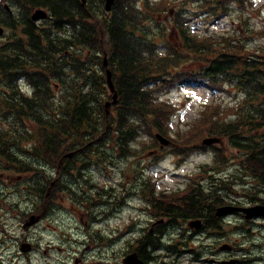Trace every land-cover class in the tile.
<instances>
[{"label": "trees", "instance_id": "obj_1", "mask_svg": "<svg viewBox=\"0 0 264 264\" xmlns=\"http://www.w3.org/2000/svg\"><path fill=\"white\" fill-rule=\"evenodd\" d=\"M139 1L142 6H136ZM198 1L203 11L220 17L226 14L228 3L237 1L242 7L246 0ZM78 3L79 0L28 1L29 6H48L57 22L60 20L59 23L67 17L63 15L64 11L70 7L79 8ZM91 5L94 8L98 3L92 1ZM85 11L78 14L81 30L73 44V55L77 54L75 57L78 60L70 62V66L75 68L78 90L73 92V99H66L67 103L61 97V102H57L59 96L52 89V83L61 69L59 67H68L64 63L58 67L60 55L69 47L67 39L62 38V41L48 36L43 49L41 39L35 37L34 43L29 41L35 45L34 51L21 45L11 60L0 59V75L8 77L10 83H14L19 74L29 72L31 67L40 68L44 76L31 98L15 88L10 97L8 93L0 94L5 106L12 105H9L12 113H0V119L8 124L6 128L0 126V170L10 171L13 168L36 173L43 168L39 167V163L44 162L53 168L59 158L69 151L87 145L93 147L92 142L102 129L90 128L89 124L97 121L98 115L103 117L104 123L119 124L117 136L111 138L116 140L119 153L128 157L133 153L129 146L137 138L139 129L150 135L155 131L169 133L173 105L159 101L157 86L160 91L165 85L203 79L215 89L233 88L242 94L244 100L235 104L240 110V117L225 120L227 113L211 108L208 114L203 113L200 124L190 129V136L186 137L195 141L216 136L243 149L249 156L246 157L249 173L260 180V189L262 185L264 188V48L250 47L247 41H240L237 36L219 38L195 34L181 16L164 25L157 19L160 16L159 6H153L147 0H117L110 15L94 13L89 18ZM101 34L108 38L103 41ZM252 34L257 35V32ZM60 46L64 50L54 53ZM160 49L165 53L161 55ZM105 54L109 57V67L119 93V102L110 111L108 119L104 111L105 101L109 99L103 64ZM89 82L91 89L88 90L86 86ZM151 85L156 88L149 89ZM80 89H86V92L80 93ZM86 97H92L95 111L91 112L85 104ZM68 103L70 106L67 108ZM151 147L154 146L147 145L144 150ZM144 152L142 149L140 155ZM45 179L46 183L35 186L51 187L53 179L49 175ZM260 189L256 191L259 196L263 191ZM143 244L146 247L155 242L149 236Z\"/></svg>", "mask_w": 264, "mask_h": 264}, {"label": "rangeland", "instance_id": "obj_2", "mask_svg": "<svg viewBox=\"0 0 264 264\" xmlns=\"http://www.w3.org/2000/svg\"><path fill=\"white\" fill-rule=\"evenodd\" d=\"M165 2H167V0L163 3ZM177 4L180 5V9L177 5H170L168 11H166L161 17L163 21L167 22V18L173 17L177 14V9L181 10V8H183L185 10L183 12L191 16L190 25L194 32L210 34L217 37L220 36L223 38L229 37V34L232 32L243 30L242 26L246 23L250 30L261 29L257 31L260 35H247L251 39L250 45L252 47L264 48V34H262V32H264V0H246V2L242 3V9L243 7H246L244 10L236 9L238 5L230 2L226 5L231 8L229 9L227 7L226 13H229L228 16L219 19L206 17L207 14H196L200 9L196 4L191 3L190 5H186L179 1ZM201 10L203 12V9ZM204 12L206 13V11ZM241 16L245 17L243 25L240 23ZM160 91H162L160 93V98L172 103L173 111H177L173 117L171 128L172 130L177 129L178 131L181 130L180 128H187V126L195 127L199 125L201 113L211 105L212 107L210 108H213V110L218 109V111L223 113L232 114L238 112L239 110L234 104L243 98L242 95L236 94L232 89L214 91L209 84L203 80L197 79H189L184 85L178 82L173 85H165ZM210 111L212 110L210 109ZM196 130L197 129H195L194 132H196ZM178 134L181 139L180 136L186 137L188 133L184 131L179 132ZM172 138L173 131L169 134V139L172 140ZM145 146V144L141 145V147ZM218 147L222 148L224 154L230 156L231 159L237 156L238 151L232 146H228L227 143H224L223 146L218 145ZM154 148L155 147H151L148 151H153ZM214 156L213 149H208V147H203V150L193 148L186 153H177V149L172 148L166 150L162 154L155 152L152 156H146L144 161H155L153 162L155 165L151 169L150 176H152L158 183L156 184V189L158 187V191L166 192L169 196L176 198L182 194L180 191L186 189L188 179H190L189 175L196 172L198 167L201 168L208 163H212ZM128 162L130 161H126V164ZM126 164H122V167H125ZM93 173L97 176L96 180L101 182L100 184L115 187L117 198L122 197L125 188L121 190L120 186H117V175L115 172L110 171L109 169L107 172L93 170ZM13 181L14 183L16 182L15 179ZM130 187L131 186L128 185V188ZM1 197L13 200V197H17V195L11 197L9 195L6 196L4 193ZM142 197L143 196H140V200L139 198L130 201L128 200V204L124 205V208H122L120 212H116V214L114 211H105L102 212L100 217H98L99 220L103 219V221H99L97 225L95 224L94 230L97 231V226L105 225V223L108 222L110 230L107 232L108 235L105 233L106 236L108 238H113V240L117 239V241H114V244L116 245H110L107 248L103 246V242L106 240H94L92 242L87 235L88 233H85L82 229V225L87 227L88 223L92 222L89 215L82 214V222L77 224L72 217L68 216L71 211L67 208L62 210L64 216L58 215L54 223L51 222V218H49L46 219L45 222L48 226H46L45 223H41L40 226L33 229L32 233L34 235L29 231L30 229L24 231L21 227L23 226L21 218L14 215V213L9 211L6 207L3 209L0 208V216H2L0 218V226H6L9 234H13L12 230L16 229L15 233L19 237L29 235L28 238L38 246V249L41 248L37 253L35 252L32 255L30 264H76L78 260H81L79 264H121L120 261H122L124 254L129 250V245L121 248L124 246L122 237L126 236L124 238H132L133 235L130 233L128 234V226L124 225V223L130 224L134 220L141 218L139 208L141 202H145L141 200ZM4 201L9 203L7 200ZM16 202L17 200H13L11 201V204H15ZM15 207L16 213H19L30 211L32 205L26 204L24 200L22 207ZM81 212L85 213V210H81ZM145 217L146 216L143 215L142 219ZM238 217L232 219V222L234 223L233 225L225 224L224 229H222V231L228 232L226 235H222V237L226 236V239L222 241L224 244H233V240H237L239 243L236 252H219V248L221 247V242L219 241H221V239L214 235L213 230H211L210 232L213 235L210 239H207V236H205L203 240L185 238L186 245H182L184 246V250L180 254L178 264H220L216 262L226 260L227 257L238 259L240 261L243 260L242 264H249L250 260H253L256 256L259 257L264 255V252L263 254L258 253L262 248L260 244L254 247V253L249 251L252 249V247H249L251 244L249 236L254 235L255 231L259 233V230L264 229H258V227H255L254 229L252 226H248V223H244L240 216ZM68 220H70V222ZM145 222H147V220H145ZM258 223L261 224V222L257 221L253 225L259 226ZM143 226H145V224H143ZM243 226L247 228L244 229L243 232L236 233V231H231L232 228ZM1 231L2 229H0V232ZM124 232H126L127 235H125ZM6 234V232L5 234L0 233V260L2 259L4 264H16L17 258L15 259V263L12 262V255L10 256V253H8L7 250H4L8 244L1 245V242L7 239ZM257 241L261 243L260 237H258ZM163 242H171L170 236L164 237ZM203 245L205 247H203ZM48 246H51L52 248L48 249L49 254L45 255L43 250L47 249ZM53 246L55 247L53 248ZM200 250L206 253L198 256L199 259H197L196 253ZM157 254H165V250L158 251ZM167 260L169 261L171 259ZM19 264L29 263L27 261H21ZM153 264H156V262L154 261ZM250 264L257 263L252 262ZM258 264H264V258L261 259V262H258Z\"/></svg>", "mask_w": 264, "mask_h": 264}, {"label": "flooded vegetation", "instance_id": "obj_3", "mask_svg": "<svg viewBox=\"0 0 264 264\" xmlns=\"http://www.w3.org/2000/svg\"><path fill=\"white\" fill-rule=\"evenodd\" d=\"M59 181H60V179H59ZM55 190L59 193L62 191V188H61V186H58ZM58 198H60V194L58 195ZM188 198H189V201L191 203V207L198 202L201 203V207L198 209V212H196V215H199V216L193 217L192 219H201L203 221L202 227L198 230H192L191 228L188 227L187 223L189 222L190 219L185 223V225H184L185 229L187 230V232L189 234H191L192 238L202 239L205 237V235H207L208 237H211L213 234L210 232L211 228L207 225V223H209V224L213 223L214 224V235L221 236V234H222V232H221V222H222L221 218H218L212 214H210V218H207V219L200 218L201 216H203L205 214L202 212H204L206 210L203 203L201 202L202 198L200 196H196V195L189 196ZM226 200H227V202H229L230 205H233V204L242 205V204H244V202H242L241 200L239 201L238 199H235L232 197L226 198ZM22 205H23V202H22L21 206ZM191 207L190 206L184 207V214L185 215L189 214V210H191L190 209ZM169 209L172 210V208H169ZM46 213H47V211H46L44 206L42 207V210L39 213H34V212L32 213V215L42 218V220L38 224L34 225L33 227H38L41 223L44 222V217H45ZM30 216H31L30 213L20 215V218L22 219V223H23V228H25V229H27L25 226H26L27 222L29 221ZM226 221H230V218H227ZM162 228H164V225L163 226H157V227L151 229L150 233H154L156 235V237L161 235V237L164 238L165 232L161 230ZM28 229H30V228H28ZM25 240H26V237L24 236L23 238H21L20 244L22 245L23 243H25ZM30 247H31L32 251L35 250V246L33 244H31Z\"/></svg>", "mask_w": 264, "mask_h": 264}, {"label": "water", "instance_id": "obj_4", "mask_svg": "<svg viewBox=\"0 0 264 264\" xmlns=\"http://www.w3.org/2000/svg\"><path fill=\"white\" fill-rule=\"evenodd\" d=\"M83 1L85 2L86 0H83ZM113 2H114V0H107L108 9L111 7ZM44 17H46V14L43 11L37 12L36 15L34 16L35 19H41ZM108 82H109V85L111 87V90L114 91V86H113V83L111 80V73L110 72L108 73ZM159 139L163 145H169L170 144L166 139H164L162 137H159ZM218 141L219 140H216V139H208V140L204 141V144H212V143H216ZM245 212L247 214L248 219H252V218H255L259 215H264V208H252V209L246 210ZM125 263L126 264H144L143 261L138 259L137 255H132V256L128 257L126 259Z\"/></svg>", "mask_w": 264, "mask_h": 264}]
</instances>
